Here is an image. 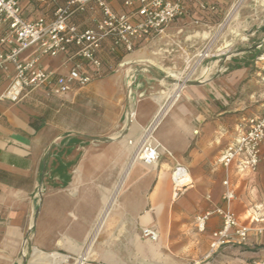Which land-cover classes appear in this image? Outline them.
Listing matches in <instances>:
<instances>
[{"label":"crops","instance_id":"crops-1","mask_svg":"<svg viewBox=\"0 0 264 264\" xmlns=\"http://www.w3.org/2000/svg\"><path fill=\"white\" fill-rule=\"evenodd\" d=\"M106 1L115 11L123 10L124 0ZM201 3L217 10L202 11ZM224 3L189 0L185 17L132 52L113 50L106 41L100 53L105 75L66 95L53 94L47 86L28 91L19 102L5 98L15 66L0 58V264H64L95 245L101 252L92 253V261L97 256L102 264L264 261V160L255 172L240 171L237 162L229 171L232 209L250 228L245 242L232 237L213 251L221 218L213 216L204 231L195 221L222 204L226 174L218 156L238 136L239 125L264 113V104L258 114L243 111L260 100L259 92L237 97L247 72L254 64L264 69V61L236 59L229 75L193 81L182 90L171 79L167 86L154 72L144 73L148 69L138 63L148 61L142 58L148 44L208 34ZM25 8L31 20L45 12ZM99 17L95 9L75 22L90 28ZM188 28L196 30L189 35ZM10 51L0 42V56ZM34 55L32 48L21 58ZM70 56L44 57L42 66L55 77L67 75L74 64ZM147 138L161 152L157 162L136 156ZM179 164L187 167L194 184L175 197L172 172ZM145 228L158 239L144 237ZM94 230H103L100 238L93 237Z\"/></svg>","mask_w":264,"mask_h":264},{"label":"built area","instance_id":"built-area-1","mask_svg":"<svg viewBox=\"0 0 264 264\" xmlns=\"http://www.w3.org/2000/svg\"><path fill=\"white\" fill-rule=\"evenodd\" d=\"M188 1L124 0L123 10L118 12L106 0H0V42L11 47V51L0 58L15 66V77L5 98L19 102L28 91L47 86L53 94L66 95L77 87L89 85L105 75L100 53L106 41H111L113 50L122 48L132 52L139 42L161 34L171 23L185 17L189 13ZM24 3L35 4L45 12L31 20L24 15ZM95 9L100 11V17L93 27L83 28L75 22L79 15ZM200 9L210 12L216 7L201 3ZM32 48L36 55L22 59L21 54ZM69 53L74 64L67 75L55 77L43 68L44 57ZM263 144L264 113L239 125L238 136L217 158V164L226 174L222 204L195 219L199 231H204L213 216L221 218L222 227L213 233V251L220 250L232 237L242 242L248 239L250 228L240 223L232 209L235 192L229 171L237 162L240 171L255 172L264 160ZM136 156L154 163L160 160L161 152L147 138L138 147ZM172 182L175 197L194 184L189 170L181 164L173 169ZM143 236L153 241L158 239V234L149 228L143 229ZM85 260L82 257L81 261ZM254 264H264V261Z\"/></svg>","mask_w":264,"mask_h":264},{"label":"rangeland","instance_id":"rangeland-1","mask_svg":"<svg viewBox=\"0 0 264 264\" xmlns=\"http://www.w3.org/2000/svg\"><path fill=\"white\" fill-rule=\"evenodd\" d=\"M29 8L36 9V5L30 4ZM24 15L26 16L27 13L24 12ZM195 30L194 28L187 29L191 31L189 35ZM207 31L208 34H202L201 38L199 35L189 38L172 36L164 43L156 41L152 45L148 44L142 56L148 61L138 63L141 67L148 69L144 70V73L153 74L154 72L159 79L166 81L171 79L173 83L168 81L167 86L171 83L178 89L179 85H183L182 88H184L193 81H204L214 76L229 75L232 68L236 66L233 62L236 59L237 61L249 59L248 61L252 64L258 60L264 61V0H225L213 18L212 26L207 28ZM253 46H255L254 51L246 52ZM149 59H152L154 63H149ZM156 63L163 67L158 68ZM213 63H216L215 68H212ZM252 77L256 79L255 84H251ZM243 79L237 97H240L242 93L245 95L246 91L259 92L260 100L253 101L250 106L244 105L243 110H251L253 114H258L257 108L264 104L263 67H256L254 64ZM102 233L103 230H94L93 237L100 238ZM100 252V246L88 247L80 255L71 259L67 258L69 262L64 264H80L82 257L86 258L82 264H102L97 256L93 261L91 258L92 253L100 255Z\"/></svg>","mask_w":264,"mask_h":264},{"label":"bare ground","instance_id":"bare-ground-1","mask_svg":"<svg viewBox=\"0 0 264 264\" xmlns=\"http://www.w3.org/2000/svg\"><path fill=\"white\" fill-rule=\"evenodd\" d=\"M168 70V69H167ZM182 78V77H181ZM177 80V79H176ZM178 85V84H177ZM183 85H179L178 89H181ZM182 90V89H181ZM177 92V91H176ZM42 261V260H41ZM83 261L80 260V264H82Z\"/></svg>","mask_w":264,"mask_h":264}]
</instances>
